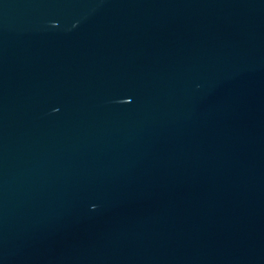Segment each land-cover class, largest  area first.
<instances>
[{"label":"water","instance_id":"95a60500","mask_svg":"<svg viewBox=\"0 0 264 264\" xmlns=\"http://www.w3.org/2000/svg\"><path fill=\"white\" fill-rule=\"evenodd\" d=\"M0 264H264V0H0Z\"/></svg>","mask_w":264,"mask_h":264}]
</instances>
